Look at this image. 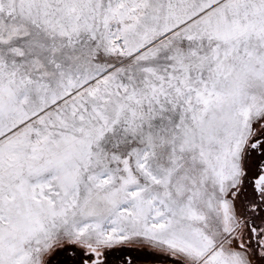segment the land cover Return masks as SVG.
Returning a JSON list of instances; mask_svg holds the SVG:
<instances>
[{"label": "snow or ice", "instance_id": "6c2138e0", "mask_svg": "<svg viewBox=\"0 0 264 264\" xmlns=\"http://www.w3.org/2000/svg\"><path fill=\"white\" fill-rule=\"evenodd\" d=\"M0 264H264V0H0Z\"/></svg>", "mask_w": 264, "mask_h": 264}]
</instances>
